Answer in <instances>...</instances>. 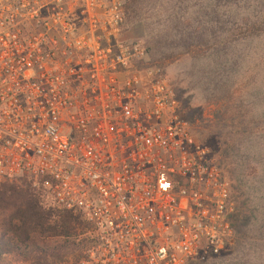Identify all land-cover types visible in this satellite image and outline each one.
<instances>
[{
  "label": "built area",
  "instance_id": "obj_1",
  "mask_svg": "<svg viewBox=\"0 0 264 264\" xmlns=\"http://www.w3.org/2000/svg\"><path fill=\"white\" fill-rule=\"evenodd\" d=\"M127 1L0 0V184L88 224L68 264L203 263L235 240L232 184Z\"/></svg>",
  "mask_w": 264,
  "mask_h": 264
},
{
  "label": "rangeland",
  "instance_id": "obj_2",
  "mask_svg": "<svg viewBox=\"0 0 264 264\" xmlns=\"http://www.w3.org/2000/svg\"><path fill=\"white\" fill-rule=\"evenodd\" d=\"M131 4L125 37L145 42L146 63L162 67L180 113L232 184L234 242L191 264H264V0H139L128 13ZM76 252L8 260L68 264Z\"/></svg>",
  "mask_w": 264,
  "mask_h": 264
},
{
  "label": "trees",
  "instance_id": "obj_3",
  "mask_svg": "<svg viewBox=\"0 0 264 264\" xmlns=\"http://www.w3.org/2000/svg\"><path fill=\"white\" fill-rule=\"evenodd\" d=\"M130 1L131 10L127 12L137 13L139 0ZM188 35L193 39V32ZM87 226L72 211L45 203L41 191L27 179L0 184V264H11L8 256L35 263L42 258L80 251L83 239L78 241L77 238L84 234Z\"/></svg>",
  "mask_w": 264,
  "mask_h": 264
}]
</instances>
